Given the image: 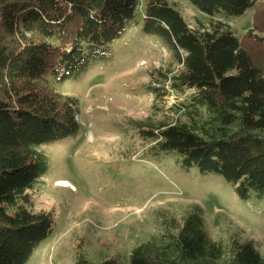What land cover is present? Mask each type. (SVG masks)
<instances>
[{"label":"trees","instance_id":"trees-1","mask_svg":"<svg viewBox=\"0 0 264 264\" xmlns=\"http://www.w3.org/2000/svg\"><path fill=\"white\" fill-rule=\"evenodd\" d=\"M187 1L210 16L241 15L254 6L252 26L241 36L218 19L191 28L168 0H147L140 28L161 38L179 65L163 82L190 90L191 107L205 110L210 129L203 134L188 123H162L141 133L154 148L177 152L183 168L217 173L246 199L264 192V0ZM138 3L0 0V264H24L51 232V213L35 209L31 195L47 169L38 147L79 128L75 98L40 82L68 79L108 59L109 44L138 25ZM152 89L167 93L164 86ZM167 229L163 242L134 247L129 264H264V253L249 241L209 239L196 214ZM77 264L119 263L109 257Z\"/></svg>","mask_w":264,"mask_h":264},{"label":"rangeland","instance_id":"rangeland-1","mask_svg":"<svg viewBox=\"0 0 264 264\" xmlns=\"http://www.w3.org/2000/svg\"><path fill=\"white\" fill-rule=\"evenodd\" d=\"M146 1L139 0L136 8L138 25L109 44L108 59L68 79L40 82L75 98L79 128L38 147L47 169L31 195L35 209L50 212L53 222L24 264L109 257L129 264L134 247L151 239L163 242L168 226L192 213L209 239L228 243L239 238L264 253V192L251 191L240 199L221 175L183 168L177 152L154 148L155 142L141 133L162 123H188L203 134L210 129L205 110L191 107V91L177 92L163 82V74L170 76L179 65L161 38L142 32ZM168 1L191 28L218 19L241 36L252 26L254 6L241 15L210 16L187 0ZM163 86L167 93L156 95L152 87Z\"/></svg>","mask_w":264,"mask_h":264},{"label":"built area","instance_id":"built-area-1","mask_svg":"<svg viewBox=\"0 0 264 264\" xmlns=\"http://www.w3.org/2000/svg\"><path fill=\"white\" fill-rule=\"evenodd\" d=\"M177 102V101H176ZM174 103H175V101H174ZM77 119V118H76ZM78 121V120H77Z\"/></svg>","mask_w":264,"mask_h":264}]
</instances>
